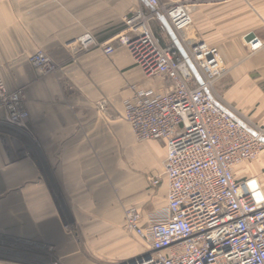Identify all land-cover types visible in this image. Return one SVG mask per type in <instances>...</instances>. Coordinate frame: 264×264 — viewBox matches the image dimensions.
<instances>
[{"label":"crops","instance_id":"1","mask_svg":"<svg viewBox=\"0 0 264 264\" xmlns=\"http://www.w3.org/2000/svg\"><path fill=\"white\" fill-rule=\"evenodd\" d=\"M143 6L151 9L146 0H0V69L10 89L24 87L30 112L18 152L7 142L9 136L0 132V264H46L45 254L32 252L26 244H43V236L56 240L67 235L61 222L65 212L87 228L92 249L96 244L111 248L121 239L128 240L126 255L112 254L118 259L115 262L142 253L143 248L122 229L125 215L113 211L110 186L101 180L80 186L74 178L85 177L82 170L92 177L103 162L111 167V118L97 114L95 102L104 97L123 103L124 109L132 95L131 82L143 87L162 85L159 77L146 78L118 38L128 13ZM193 18L192 34L216 45L228 69L219 96L249 127L264 125V46L256 51L249 46L255 35L264 42V0L209 1L194 10ZM87 32L101 44L78 62L65 64L57 74L39 77L35 73L29 63L34 52L57 51ZM161 35L167 43L168 35ZM107 42H115L110 54L103 52L102 44ZM11 69L17 77L9 75ZM144 79L149 84L137 83ZM166 155L165 140L150 139L136 148L138 171L151 178L163 169L165 176V190L160 189L163 202L137 199L145 220L167 205ZM20 156L23 159L15 161ZM236 172L257 176L264 187V150ZM22 212L28 222L24 231L6 232L5 222L21 217ZM4 244L12 249L2 250ZM56 256L64 264H97L89 254Z\"/></svg>","mask_w":264,"mask_h":264},{"label":"built area","instance_id":"2","mask_svg":"<svg viewBox=\"0 0 264 264\" xmlns=\"http://www.w3.org/2000/svg\"><path fill=\"white\" fill-rule=\"evenodd\" d=\"M146 1L151 12L137 11L118 38L146 78L159 77L162 85L134 84L124 119L138 139L166 141L168 195L167 205L146 220L136 205L125 209V228L144 244L135 264H264V187L257 176L236 172L264 150V125L249 127L231 112L218 94L228 78L223 57L216 45L191 32L194 10L214 0ZM153 22L158 23L159 36ZM161 34L168 35L167 43ZM98 44L87 32L64 44L55 56L38 51L30 61L41 72H54L66 58ZM102 45L107 54L114 50L110 42ZM249 46L260 50L264 42L255 35ZM3 111L15 121L27 116L20 91L11 90L0 71V114ZM160 180L153 178V185ZM130 259L109 264H132Z\"/></svg>","mask_w":264,"mask_h":264},{"label":"rangeland","instance_id":"3","mask_svg":"<svg viewBox=\"0 0 264 264\" xmlns=\"http://www.w3.org/2000/svg\"><path fill=\"white\" fill-rule=\"evenodd\" d=\"M164 1L166 0H161V2H164ZM139 10L140 8L133 9L132 11H130L128 15L125 17V23L127 19H130L131 17H133L134 14ZM141 10H143V12H145L146 14L151 12V10L147 9L145 6H143ZM155 23L156 22L152 23V27L155 33L157 34V36H159L160 29L158 26V32H157L156 25L158 23L156 24ZM91 34L97 39L96 35H94L93 33ZM114 43L115 42H111L110 44H113L114 46ZM38 51H44L45 53L52 54L54 56L56 54V51L48 52L43 49H40V50H37L36 52ZM87 51H82V50L77 51V54L75 53L76 55L73 58L71 57L68 59L66 58L65 61L61 62L58 69L54 72L39 71L38 68H36L35 65L31 63L30 58H29V63L35 69V73L39 77L50 75V74H57L58 71L65 64H68L71 62H78L79 58ZM128 54L130 58H132L129 51H128ZM132 60L134 61L133 58ZM9 75H11L12 77L15 75L17 77L13 69H11V74ZM137 83L145 84V86L149 84V82H147L146 79H144V82H137ZM134 84L139 86V84L131 82L128 85L129 92H130L129 95L133 94L132 86ZM15 90H21L24 95V87L19 86V87H16ZM24 98H25V95H24ZM93 109L95 110V112H97V114L98 113L101 115L106 114V116H110L111 118V130H112L111 167H109L110 164L108 162L100 163V167L97 168L92 173L93 175L92 177L88 176V173H86L85 175L82 170V172L80 173L81 175H84L85 177L81 176V178L79 179L74 178V184L77 185L79 181L80 186H88V185L91 186V183L93 180L94 181L101 180L104 186H110L112 196L114 197L113 211L118 212L122 217H124L125 209L128 206L136 205V202H138L137 199L146 201L150 198L151 201L154 199L156 202H163L164 201L163 196H162L163 193H160V189L163 188L162 191H164L166 187V184L164 185V182H165L164 170L162 169L161 172L152 173V175L156 174V176L155 177L152 176L151 178L148 174H144L141 171H138L139 167L137 166V163L135 161L136 148L139 144L148 142V140L150 139L140 140L137 138L130 124L124 119V111H125L124 109L125 108L123 109V103L119 105L115 103L114 101L110 102L107 98L102 97L101 99L95 102ZM28 121H29V118H28ZM14 148H15V151L17 152H18V149H22V147H19L18 143H16ZM141 174L144 176H141ZM153 178H160L161 179L160 183L154 186ZM159 193L161 195H159ZM106 197H108V195H106ZM16 213L18 216L19 212H16ZM21 214H23V212ZM64 215H65L64 220L61 219V222L63 224V229L65 230V232H67V235H61L59 237H56V240L50 236L48 237L43 236L42 237L44 239L43 244H41L40 242H32L31 244H26L27 248L29 247V250H31L32 252H38V253L41 252V254H45L46 264H64L62 259L57 257L56 254H69V255L89 254L90 260H92L93 262L97 264H109V263H112L118 260L117 258L113 257L112 254L114 252L118 251L116 252L117 254H114V255L119 257L122 255H126L125 253L130 249V244L128 243V240L126 241L122 239L119 242L117 241L114 244V246H112L111 248L104 247L103 244H96L97 248L92 249L91 248L92 243H90V237H89V234H87V228L81 227L79 224H77V222L74 221L70 213L65 212ZM5 223H6L5 224L6 226L4 230L6 232L19 233V232L24 231L25 225H27L28 222L25 219V216L23 214L21 215V217H18L17 219H12L10 221H6ZM122 229H124L128 237L132 241H134V243L139 244L144 249L143 241L133 231H130L127 228H125V224L123 225ZM53 240L55 241L53 242ZM16 243H19V242H16ZM2 246L4 248L2 250L9 251V249H12L11 246L7 244H4Z\"/></svg>","mask_w":264,"mask_h":264},{"label":"flooded vegetation","instance_id":"4","mask_svg":"<svg viewBox=\"0 0 264 264\" xmlns=\"http://www.w3.org/2000/svg\"><path fill=\"white\" fill-rule=\"evenodd\" d=\"M11 90H15V89H11ZM20 91L21 93V98H22V105L24 107V110L27 112V116L24 119H20L18 121H15L13 119L7 118L5 112H1L0 114V132L2 134H6V136H9V140H7V142L10 144V146L14 149L16 143H21L24 137V129L27 126V121L28 118L30 119V112L28 110V108L26 107V102H25V98L23 95V92L21 90H17ZM7 124H11L12 126H6ZM18 159L22 160L23 157H19L16 160L13 159L11 163H14L15 161H17ZM15 160V161H14ZM19 160V161H20ZM9 164V163H8Z\"/></svg>","mask_w":264,"mask_h":264},{"label":"water","instance_id":"5","mask_svg":"<svg viewBox=\"0 0 264 264\" xmlns=\"http://www.w3.org/2000/svg\"><path fill=\"white\" fill-rule=\"evenodd\" d=\"M161 21L164 23V25L166 26L167 28V31L169 32L171 38L173 39L174 43L176 44V46L178 47L180 53L183 55L184 58L187 59L189 65L191 66L193 72L195 73V75L197 76V78L201 81V77L197 71V69L194 67V65L191 63V61L189 60L188 58V55L185 51V49L183 48V46L181 45L176 33L174 32V30L172 29V27L170 26V24L168 23V21L166 20V18L164 16H161ZM135 260L136 258L133 257L130 259V262L132 264H135ZM123 264H127L126 261L123 263Z\"/></svg>","mask_w":264,"mask_h":264}]
</instances>
